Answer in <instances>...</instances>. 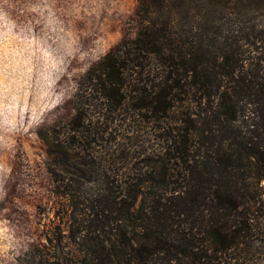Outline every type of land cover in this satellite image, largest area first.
I'll use <instances>...</instances> for the list:
<instances>
[{
    "label": "trees",
    "instance_id": "1",
    "mask_svg": "<svg viewBox=\"0 0 264 264\" xmlns=\"http://www.w3.org/2000/svg\"><path fill=\"white\" fill-rule=\"evenodd\" d=\"M201 3L138 0L89 67L53 144L82 257L15 264H264V0Z\"/></svg>",
    "mask_w": 264,
    "mask_h": 264
},
{
    "label": "rangeland",
    "instance_id": "2",
    "mask_svg": "<svg viewBox=\"0 0 264 264\" xmlns=\"http://www.w3.org/2000/svg\"><path fill=\"white\" fill-rule=\"evenodd\" d=\"M137 4L0 0V264L33 248L82 257L69 240L56 244L72 208L53 173L83 170L53 144L71 126L83 76L124 37Z\"/></svg>",
    "mask_w": 264,
    "mask_h": 264
}]
</instances>
